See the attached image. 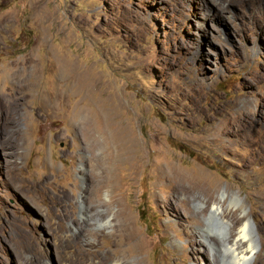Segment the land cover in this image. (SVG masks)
I'll list each match as a JSON object with an SVG mask.
<instances>
[{
	"label": "rangeland",
	"instance_id": "374dc122",
	"mask_svg": "<svg viewBox=\"0 0 264 264\" xmlns=\"http://www.w3.org/2000/svg\"><path fill=\"white\" fill-rule=\"evenodd\" d=\"M236 196L264 264V0H0V264H222Z\"/></svg>",
	"mask_w": 264,
	"mask_h": 264
},
{
	"label": "bare ground",
	"instance_id": "6f19581e",
	"mask_svg": "<svg viewBox=\"0 0 264 264\" xmlns=\"http://www.w3.org/2000/svg\"><path fill=\"white\" fill-rule=\"evenodd\" d=\"M78 115H81V116L85 115L84 125H85L86 134L84 138L86 139V145L89 147V149L94 151L96 150L97 147L100 146V142L98 140L99 138L98 133H96L95 129L89 125L90 118H89L88 113L85 110H82V111L80 110L79 114H76V116ZM10 116L11 114L8 115V117ZM7 121L9 124V118ZM101 134H104V132L101 131ZM93 160H96V158H93ZM176 174L182 184H189L188 187L185 189H196V188L202 187L203 185L201 180L200 181H190V179L182 171H177ZM235 199H236L235 202L237 203L236 205L239 206L240 208L239 209L240 216L238 217L236 214H234L233 215L235 217L234 221L231 223H228L229 220L226 219L227 216L225 212L224 219H226L227 221L226 220L221 221L222 223H219L215 227L216 234L220 240L217 241L215 239H212L210 241L214 246L219 247L220 252L222 254V264H255L254 261L257 257L256 248L259 245L260 233L257 227L255 226V224L253 223V221L251 220V218L249 217V214L246 213V208L243 204V201L240 199L239 196H236ZM217 211L219 212L223 211L222 207L216 205L213 209V212L217 213ZM211 214L209 218L207 219V221L209 220L208 225L206 227V235L208 238L213 232L212 231L213 228L210 225L211 224L210 223ZM123 227H124V224H123ZM122 231L124 232V235H122L124 237L122 240H120V242L126 243L131 239L130 238L131 233L129 232L130 228H128L127 225H125V229H122ZM119 232H121L120 229H115L113 233L118 234ZM120 244L118 246L121 247ZM90 246L96 247L92 243L90 244ZM131 251L128 249L126 251L122 249L121 250L118 249L115 251L114 256L108 255L105 258L100 257L98 251L97 252L88 251L89 254H85V255L83 254L82 255L83 257L80 258L81 261H79L78 264H90L89 263L90 259H93V261H98V264H121L120 263L121 259H124V258L126 259L127 254H130ZM71 263L67 262L66 264H71Z\"/></svg>",
	"mask_w": 264,
	"mask_h": 264
}]
</instances>
